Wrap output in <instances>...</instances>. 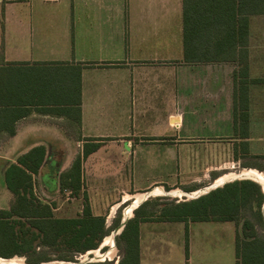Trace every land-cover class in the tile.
<instances>
[{
    "label": "crops",
    "instance_id": "obj_1",
    "mask_svg": "<svg viewBox=\"0 0 264 264\" xmlns=\"http://www.w3.org/2000/svg\"><path fill=\"white\" fill-rule=\"evenodd\" d=\"M216 4L0 0V203L11 197L6 169L36 149L46 155L34 181L46 168L69 170L98 143L82 159V183L85 164L96 182L114 179L113 191L128 194L169 186L195 148L249 146L241 118L252 124L264 99V14L219 49L226 20ZM170 165L172 178L163 175ZM196 222L216 221H141L140 264H193ZM173 223L185 236H173Z\"/></svg>",
    "mask_w": 264,
    "mask_h": 264
},
{
    "label": "trees",
    "instance_id": "obj_2",
    "mask_svg": "<svg viewBox=\"0 0 264 264\" xmlns=\"http://www.w3.org/2000/svg\"><path fill=\"white\" fill-rule=\"evenodd\" d=\"M217 18L225 17L226 29L222 44L234 43V37L249 35L251 15L264 14V0H217ZM236 5L238 7H236ZM221 17V18H222ZM240 17L237 21V18ZM190 32L185 27V42ZM243 40V39H242ZM244 43V41H242ZM244 57L242 53V58ZM241 58V59H242ZM243 61V60H242ZM241 132L248 137L249 116L242 115ZM235 120V126H237ZM247 144L248 141H245ZM100 144L85 145L83 157L79 155L71 168L61 175L63 188H71L79 193L82 189V159L97 150ZM46 153L39 150L26 153L11 163L5 171L7 188L14 195L9 209H0V256L11 258L16 254L27 253L34 243L62 250L61 259L75 260L73 254L86 253L99 248L109 234L106 215L93 214L88 197L83 213L78 217H55L51 204L43 203L35 193L33 174L39 172ZM263 156V155H262ZM261 169V168H260ZM264 171V169H261ZM150 200L143 202L134 210V216L128 220L120 239L125 242V254L118 264H140L139 224L147 220L170 221H234L238 222L245 211L256 207L257 221L264 223L262 207L264 192L262 186L252 179H237L225 183L206 194L189 200L164 203L160 211H145ZM256 221L243 217L242 229L236 233V264H264V234H259ZM64 251V252H63ZM31 263L34 261L29 260ZM85 264H104L89 262Z\"/></svg>",
    "mask_w": 264,
    "mask_h": 264
},
{
    "label": "rangeland",
    "instance_id": "obj_3",
    "mask_svg": "<svg viewBox=\"0 0 264 264\" xmlns=\"http://www.w3.org/2000/svg\"><path fill=\"white\" fill-rule=\"evenodd\" d=\"M252 119V124L251 121L249 122V132L251 131L254 137L248 142L249 146L241 145L239 148H236V151L235 149L231 151L227 146L217 147L216 151H213V148H211L210 151L206 150L203 153L201 147L195 148L193 152L189 151L186 156H188V162L191 166L188 169H183V176L175 177V180L169 186H163L165 189L164 194L148 195L147 200H150L151 203L146 206L145 211L153 210L157 212L158 216V212L164 203L178 202L188 198L187 195L178 196L176 193L170 194V191L180 189L186 193H192L210 188L217 175H221L222 173L224 174L217 179L227 173L238 175L233 179H241L240 174L245 169H255L264 177V171L261 170L264 169V99L259 104V112ZM262 154L263 156H259ZM76 155L77 153L70 154L73 158ZM165 169L168 171L165 172ZM171 170L172 165L169 168L164 166L163 175L172 178L173 174L171 173L173 171ZM211 170L215 171L209 173ZM61 175L54 168L50 167L46 168L45 174L36 176V196L43 203L51 204L55 217L60 218L80 216L86 203L85 197L88 196L87 201L93 214L106 215L109 234L103 239L99 248L93 252L74 253L73 257L75 260L61 259L62 250L40 245L38 241L34 243V248L30 249L27 253L16 254L9 259L20 260L24 264H78L82 260H86V263L104 262V264H118L125 254V242L120 239V234L115 239L113 238V244L108 239L115 235L130 204L136 200V196L139 193L143 192L137 193L132 190L128 194L114 192L112 189L115 183L114 179H109L106 183L96 182V179L87 173V166L85 164L84 183H82L83 187L78 194L73 192L71 188H63V184L61 185ZM10 195V198L6 197L7 199L5 200L3 198L2 203H0L7 206L8 209L14 200V195L12 193ZM145 201L144 199L143 202ZM255 211L256 207L253 210L248 209L243 213L242 218L238 222L216 221L193 223L190 233L193 264H236L235 235L237 231L240 232L242 229L243 217L253 218L257 223V232L264 234V223L257 221L256 214L253 213ZM172 229L174 230L171 232L176 239L181 234L185 236V230L181 228V224L173 223ZM111 248L112 251L114 250V253L112 252L113 256L110 254ZM29 260L34 262L31 263Z\"/></svg>",
    "mask_w": 264,
    "mask_h": 264
},
{
    "label": "bare ground",
    "instance_id": "obj_4",
    "mask_svg": "<svg viewBox=\"0 0 264 264\" xmlns=\"http://www.w3.org/2000/svg\"><path fill=\"white\" fill-rule=\"evenodd\" d=\"M241 175H247L251 178H253L254 180H256L257 182H260L261 184L264 185V177L260 174V172H258L257 170L255 169H245L243 171V173L240 174ZM238 175H235L234 173H227L225 174L224 176H222L221 178L219 179H216L214 184L216 185H221L223 184L224 182L226 181H229L235 177H237ZM205 189H202L200 191H204ZM200 191H196V192H200ZM174 192L179 196H185V195H191L192 193H186L180 189H174ZM195 192V191H194ZM165 193V190L162 188V187H155L151 192H143V193H139L137 196H136V200H134V202L132 204H130V207L126 210L125 212V216L124 217H128L130 215H132V212H133V208H135V206H137V204H140L144 199H146L148 197L149 194H152V195H160V194H164ZM113 237H109V242L113 244ZM111 244V245H112ZM114 247V245H112ZM112 247V248H113ZM112 248H111V256H113V253H114V250L112 251ZM94 250L92 251H89L90 252H93ZM113 252V253H112ZM0 264H24L23 262H21L20 260H16V259H9V258H2L0 257ZM26 264V263H25Z\"/></svg>",
    "mask_w": 264,
    "mask_h": 264
},
{
    "label": "water",
    "instance_id": "obj_5",
    "mask_svg": "<svg viewBox=\"0 0 264 264\" xmlns=\"http://www.w3.org/2000/svg\"><path fill=\"white\" fill-rule=\"evenodd\" d=\"M240 177H241V179H246V178H248V179H252V180H254L253 178H251V177H249V176H247V175H241ZM236 179H237V178H236ZM236 179H231V180H229V181L224 182V183L221 184V185H216V184L213 183V185H212L210 188H206L204 191H200V192H198V193H197V192H192L191 195H188V198H187V199L197 198V197H199V196H201V195H203V194L208 193L209 191H211V190H213V189H215V188H217V187L223 186V185H224L225 183H227V182H231V181H234V180H236ZM254 181H256V180H254ZM256 182H257V181H256ZM258 183L262 186V190H263V192H264V185L261 184L260 182H258ZM169 193H170V194H174L175 192H174V191H170ZM189 194H190V193H189ZM149 195H152V194H149ZM145 200H147V198H146ZM143 201H144V200H143ZM143 201H142V202H143ZM142 202H141V203H142ZM141 203H140V204H137V206H135V208H133L132 215H130V216H128V217H124V218L122 219V221H121V223H120V226L117 228V230H116V232H115L114 239L116 238L117 235H119V234L122 233V231L124 230V228H125V226H126L128 220L131 219V218L133 217V215H134V210H135L136 208H138V207L141 205ZM262 213H263V215H264V203H263V207H262ZM86 262H87L86 260H82V261H80L78 264H85ZM67 264H69V263H67ZM70 264H75V263H70Z\"/></svg>",
    "mask_w": 264,
    "mask_h": 264
}]
</instances>
